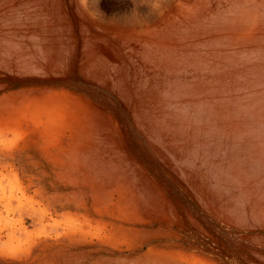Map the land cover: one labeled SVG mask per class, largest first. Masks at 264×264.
Listing matches in <instances>:
<instances>
[{
	"label": "rangeland",
	"instance_id": "1",
	"mask_svg": "<svg viewBox=\"0 0 264 264\" xmlns=\"http://www.w3.org/2000/svg\"><path fill=\"white\" fill-rule=\"evenodd\" d=\"M219 127L264 167V0H0V264H264Z\"/></svg>",
	"mask_w": 264,
	"mask_h": 264
},
{
	"label": "bare ground",
	"instance_id": "2",
	"mask_svg": "<svg viewBox=\"0 0 264 264\" xmlns=\"http://www.w3.org/2000/svg\"><path fill=\"white\" fill-rule=\"evenodd\" d=\"M28 5V4H27ZM26 5V6H27ZM31 11H29V13H30ZM35 15V14H34ZM38 15V14H37ZM13 17V16H12ZM14 22H15V20H14ZM149 46V45H148ZM153 50H155L154 49V47H153ZM184 55H186V54H184ZM187 59V58H186ZM162 61V60H161ZM162 62H164L163 64H165L166 62H167V59L165 60V61H162ZM218 64H220V66H219V69L221 68V67H223V68H225L226 69V67H224V66H222L221 65V63H219L218 62ZM167 66V65H166ZM175 66V65H174ZM237 67V66H236ZM170 68V67H169ZM174 67H172L171 68V70L173 69ZM230 68H233V67H230ZM171 70H170V72H171ZM163 71V73L166 75L164 78H165V83H167V82H169V83H175V82H177V81H179L180 80V78H178L177 77V74H176V76H174V74L176 73V72H173V73H170V72H167V71H164V70H162ZM178 72V71H177ZM170 73V74H169ZM169 74V75H168ZM215 76V80H216V83H215V86L216 87H218L219 86V88L217 89V91L215 92L214 91V93H213V97H216V98H219L220 97V95L222 94L221 93V85L223 84V78H222V76H221V74H220V71L218 70L217 72H216V74L214 75ZM233 76V74L230 76V80H231V77ZM175 77V78H174ZM185 80H187V79H185ZM155 82V81H154ZM168 83V86H170V84ZM201 83V82H200ZM153 84V83H152ZM155 84V83H154ZM203 85V83H201L200 85H199V87H198V89L199 90H201V91H203V90H206L207 88H208V86L207 87H203L202 86ZM167 86V87H168ZM201 86V87H200ZM163 89V88H162ZM153 90V89H152ZM160 90V89H159ZM165 91L166 90H164L163 92H164V95H165ZM161 92H162V90H161ZM151 94H154L153 95V97H155L156 98V100H158V99H160L161 100V97L162 96H160L159 94H156V92H150L149 93V95H151ZM148 95V96H149ZM147 96V97H148ZM144 99V98H143ZM46 102H43V103H37V104H35V106H34V108H33V105H26V108L27 109H33V111H31L32 112V116L33 117H35V118H38V117H45L46 116V114L47 115H51V116H53V115H56V110L54 109L55 107H53V105L51 104V102L50 101H48V100H45ZM52 103L53 104H55L54 103V101H52ZM183 103H181L180 105H182ZM56 105V104H55ZM183 105H188V106H190V107H192V108H195L196 106L195 105H193V104H190V103H185V104H183ZM214 107H216L217 109H219L220 110V105H219V102L218 101H214V103L212 104ZM26 108L24 107L23 108V111H26ZM44 111H46V112H44ZM43 114V115H42ZM147 123V122H146ZM202 132H204V131H202ZM213 132H216L217 133V137H219V135H220V137H226V136H228L227 138H229L230 139V141H231V146L229 147L231 150H229L228 151V153H224L221 157H220V160L221 159H228L227 160V162L225 163V165L227 166V165H231V166H236L237 167V169H238V172H237V175H242V176H244L247 180L246 181H252V182H249L247 185H251V186H253L254 187V189L255 190H257V186H255V185H253V182L256 184V179H263L264 177H263V175H264V167H261V168H259V163H255V165H252V162L250 161V165L248 164V163H245V160H246V158H244L243 157V160L241 159V158H239V157H237V156H239V154H240V149H237L236 148V146H237V143H236V141H235V138L232 136L233 134H235L234 133V131H232V130H222V128L221 127H219V128H217V129H213ZM195 134H196V136H200V137H202V136H204L203 134H201V133H198V131H195ZM226 134V135H225ZM222 135H225V136H222ZM216 136H214L213 138H212V140H217V137ZM236 140H237V138H236ZM227 146H229V144H227ZM185 148V147H184ZM210 148H212V147H210ZM239 150V151H238ZM235 151V152H234ZM241 152H242V150H241ZM238 153V154H237ZM257 153H259V152H257ZM215 155V154H214ZM242 156H243V153H242ZM216 159L218 158V156H214ZM244 177H242V178H244ZM244 178V179H245ZM259 187V186H258ZM256 193V195L257 196H259V195H261V193H260V190H258V191H255Z\"/></svg>",
	"mask_w": 264,
	"mask_h": 264
},
{
	"label": "crops",
	"instance_id": "3",
	"mask_svg": "<svg viewBox=\"0 0 264 264\" xmlns=\"http://www.w3.org/2000/svg\"><path fill=\"white\" fill-rule=\"evenodd\" d=\"M151 109V108H150ZM159 110V109H158ZM159 112H160V110H159ZM159 118H160V114L157 116V118L155 119V120H153V124L152 123H150V125L148 124V122H147V120H146V122H147V124L149 125V126H154V127H158V121H159ZM142 121L144 122V123H146L145 122V118H143L142 119ZM185 149V148H184ZM182 151V150H181ZM186 152V151H185ZM187 153V152H186ZM186 153H183L182 155H185ZM187 174H188V176L190 177V180H191V182H192V185H194V187L196 188V190L197 191H199V193L200 194H202V195H205V194H211L212 193V191L209 189V188H212V186H211V184L209 183V184H207V182L205 181V177H203L202 176V174H200L199 172H198V170H195V171H193V169L192 168H189V169H187ZM199 186H202V188H200ZM209 187V188H208ZM220 191H221V188H220V186H216ZM215 188V187H214ZM229 195L227 194V195H223L222 197L227 201L226 203H228V205H230L231 206V203H232V200L230 199V198H227ZM218 199H220V200H222L221 198H218ZM233 204V203H232Z\"/></svg>",
	"mask_w": 264,
	"mask_h": 264
}]
</instances>
